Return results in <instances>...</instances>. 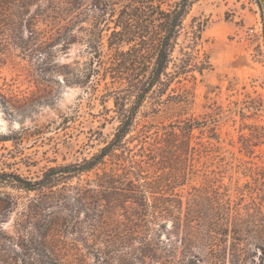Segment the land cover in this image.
I'll list each match as a JSON object with an SVG mask.
<instances>
[{"label":"rangeland","instance_id":"rangeland-1","mask_svg":"<svg viewBox=\"0 0 264 264\" xmlns=\"http://www.w3.org/2000/svg\"><path fill=\"white\" fill-rule=\"evenodd\" d=\"M84 2L75 14L57 19L43 16L47 10L37 12L39 6L50 8L51 2L37 3L39 6H33L31 12L34 16L41 15L36 22L40 42L33 41L30 53L15 49L5 56L0 68V89L7 97L19 101L18 104H27V112L12 119L0 114V136L17 133L18 139L17 146L0 142V172L36 180L51 167L89 159L116 133L115 101L105 96L107 86H112L110 80L97 82L93 76L88 84L83 83L91 64L90 51L82 39L87 35L85 30L94 26L89 31L94 36L98 28L107 29L105 24L112 27V16L109 9L102 13L94 7L97 3ZM193 18L207 23L199 50L200 58L208 56L211 69L203 75L193 72L180 85L173 84L175 92L169 91L170 97L165 96L162 103L148 98L138 113L139 125L132 136L147 126L148 140L155 145L148 149L172 158L170 154H162L165 145L158 139L165 137L169 125L197 121L201 127L193 131L191 140V147L197 149L196 159L164 166L158 155L156 159L139 157L137 142L129 145L137 155L135 160L146 162L143 170L150 175L149 179L133 184L137 189L147 190L149 199L147 212L141 215L136 214L140 210L133 212L118 207L115 216L105 218V230L110 235L107 241L119 246L129 240L138 247L144 237L142 229L149 226L156 233L163 230L160 227L163 224L167 229L161 235L162 242L169 244L174 219L159 210L154 217L153 212L155 207H168L171 203L166 201L170 199L182 200L183 214L189 208L196 211L200 218L194 225L200 231L201 227L220 226L226 208L243 220L258 213L264 216V14L255 0H199L184 22L187 28ZM57 30L60 34H56ZM51 34L54 38L64 37L52 44ZM102 35L106 61L109 32ZM183 42L181 38L174 57L178 56ZM129 183V179H122L109 186V201L115 205L124 203L129 189H133ZM105 188L97 183L95 172L73 179L46 201L47 206L49 203L62 207L61 213L57 214V208H49L38 217L27 210L33 199L39 200L35 193L0 188V193L19 197L14 205V200L0 195V199L9 202L7 208L0 207V234L14 237L24 231L38 234L45 230L52 214L53 224L46 228L50 231L48 242L59 249L62 262L101 264L88 254L82 242L96 216L80 205L82 198L89 197V209H92L101 194L85 191ZM211 200L215 201L213 206ZM131 205L126 203V207ZM158 212L162 213L161 217ZM215 214L219 216L216 222L212 216ZM129 228L136 231L133 236L128 235ZM119 234L126 238L120 239ZM249 235L240 246L238 241L231 238L226 241L219 236L215 248L221 249V252L217 250L220 261L213 260V264H264V246L257 242L258 237L264 238V232L254 229ZM210 261L199 257L186 259L184 264H211Z\"/></svg>","mask_w":264,"mask_h":264},{"label":"trees","instance_id":"trees-1","mask_svg":"<svg viewBox=\"0 0 264 264\" xmlns=\"http://www.w3.org/2000/svg\"><path fill=\"white\" fill-rule=\"evenodd\" d=\"M43 0H0V68L4 64L7 53L19 49L23 54L33 51V41L40 42V35L36 28L38 16L31 12L32 7ZM52 3L50 8L44 9L39 6L37 12L46 11L43 16L53 19L63 18L67 14H75L85 3V0H48ZM94 7L102 13L109 9L112 16L113 26L105 24V29H99L92 36V30H85L83 40L91 54L90 72L87 74L84 84L89 83L94 76L97 82L110 80L111 87L106 88V97H113L118 113V127L113 139L106 144L98 153L80 163L60 165L47 169L43 175L36 180H29L13 172H0V188H11L27 194L35 193L39 200H32L27 210L37 217L42 215L46 209L57 208V214L61 213L62 207L50 206L47 202L57 195V192L73 179H81L84 175L95 172L96 181L99 186L107 187L104 190H87L89 194H101L94 207L89 209V197L81 203V207L87 212L93 211L96 218H92L90 230L86 231L83 239L84 249L88 254L101 264H184L186 259L207 258L211 264L213 260L220 261L221 249L217 243L219 238L224 237L226 241L231 238L238 241H246L249 234L257 229L264 232V216L262 213L251 215L248 220H243L239 215H232L230 208L222 217L220 226L201 227L197 230L194 222H198L200 216L196 211L188 209L182 213V200L170 199L166 202L171 204L155 207L153 216L157 211L166 213V217L173 218V235L168 237L169 244L162 242V233L167 229L165 224L161 225L162 231L153 232L149 228L142 229L144 237L140 239V246L135 247L129 240L123 245H116L107 241L110 237L106 229L105 218L111 219L115 216L117 208L121 210L130 209L141 215L147 212L149 199L147 190L137 189L134 181L149 179L144 169L145 160L137 161L134 149L129 145L137 142L138 156L141 158L158 155L162 165L171 162H192L196 159L197 149L191 147L192 133L201 123L186 120L179 125H169L165 137L158 140L164 143L162 154H170L172 158L162 156L148 147L155 146L148 140V127L144 126L137 135L132 134L138 128V113L148 98H154L162 103L163 98L169 96V91L175 92L173 84H181L187 80V76L193 72L203 75L204 71L211 69L212 65L208 56L200 58L199 46L201 45L203 33L207 23L193 18L188 28L184 22L188 18L191 7L199 0H89ZM101 1L108 2L100 3ZM264 14V1L255 0ZM50 14V15H48ZM109 32L108 56L103 60L102 33ZM28 38L25 39V33ZM56 34H60L57 30ZM64 35L54 38L49 37L55 43ZM184 38L183 45L174 54L179 46V41ZM51 46V44L49 45ZM96 66H94V64ZM195 79V76L192 75ZM19 101L13 97H7L0 89V114L12 119L17 115H25L27 104H18ZM158 134V133H157ZM17 133L1 135L0 142H11L18 145ZM129 140H126L127 137ZM213 136H217L214 135ZM159 141H155L158 143ZM183 146V148H182ZM159 151L158 149H156ZM146 152H150L149 155ZM152 160V159H149ZM101 172H98V170ZM185 174V172H184ZM130 177L134 178L130 179ZM129 179V197L124 203L115 205L108 199L109 186ZM81 194V193H80ZM7 200H14L18 204L19 197L10 193H0ZM176 195L175 197H177ZM94 198V197H93ZM0 199V207L7 208L9 202ZM86 200V201H85ZM46 202V203H45ZM104 202L105 204H103ZM131 202L130 207L126 203ZM213 206L215 201H210ZM136 206V208H133ZM137 209V210H136ZM143 212V213H142ZM161 212L160 217L162 216ZM179 213L178 215L176 213ZM52 216V214H51ZM51 216L46 226L53 224ZM214 221L219 220L217 214L212 215ZM106 225V226H104ZM38 234L32 231L18 233V236H7L0 234V264H64L59 249L48 242L49 229ZM143 228V227H142ZM128 235H134L133 228L128 229ZM170 231V230H169ZM85 231H83L84 233ZM116 235V234H115ZM114 235V236H115ZM127 235V236H128ZM221 236V237H219ZM118 237L126 238L119 234ZM103 239V241H101ZM122 239V238H120ZM219 239V240H218ZM90 240L94 241L90 244ZM125 240V239H123ZM98 242V243H97ZM217 242V243H216ZM258 244L264 246V238L258 237ZM257 244V246H258ZM216 247V248H215ZM216 254L217 256H215Z\"/></svg>","mask_w":264,"mask_h":264},{"label":"built area","instance_id":"built-area-1","mask_svg":"<svg viewBox=\"0 0 264 264\" xmlns=\"http://www.w3.org/2000/svg\"><path fill=\"white\" fill-rule=\"evenodd\" d=\"M251 32H253V30Z\"/></svg>","mask_w":264,"mask_h":264}]
</instances>
